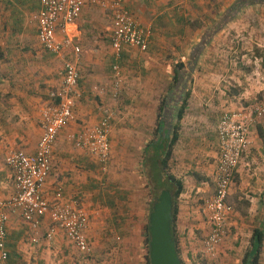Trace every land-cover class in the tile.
I'll use <instances>...</instances> for the list:
<instances>
[{
  "label": "crops",
  "instance_id": "obj_1",
  "mask_svg": "<svg viewBox=\"0 0 264 264\" xmlns=\"http://www.w3.org/2000/svg\"><path fill=\"white\" fill-rule=\"evenodd\" d=\"M105 1L112 0H85L81 18L68 27L69 35L82 49L78 62L80 97L74 109V120L55 143L52 172L44 196L50 202L75 201L84 209L89 218L87 234L90 249L96 260L106 259L110 264H147L146 225L153 202L147 198L143 188L137 189V182H143L144 177L148 183V175L157 173V169L153 168L159 157L155 148L161 135L164 139L163 134L170 129L163 128L156 135L159 107L165 98L180 101L179 89L171 88L175 65L180 62L192 80H187L190 97L179 123L178 140L172 150L176 160V178L183 183V192L175 205L174 231L181 260L198 264L205 260L202 246L210 233L206 202L215 191L214 177L220 151L217 135L219 118L226 111L249 112L254 107V99L264 98L262 93L256 95L263 89L257 87L259 83L254 76L249 77L253 71L252 75H257L260 69L264 70V53L256 54L245 46H252L255 40H260L259 31L249 29V24L245 23L252 18L247 13L260 7L242 8L231 22L217 32L212 30L221 14L214 16L208 19V27L203 32L198 30L197 34L191 35L186 30L191 20L189 16L194 14L190 6L196 3L204 10L206 5H211L210 2L121 0L139 23L152 29V37L147 52L126 47L117 62L110 44L113 18L100 6ZM1 8L0 21L5 24L0 33V202H4L18 192L14 174L6 160L14 151L36 152L41 137L42 112L48 104L58 103L54 95L59 92L65 73L64 60L45 50L38 40L33 16L40 11V0H0ZM106 16L108 20L104 18ZM29 22L33 23L34 29H30ZM15 23L19 28L13 32L12 25ZM206 30L213 35L199 56L194 58ZM186 38H192L186 62L178 61L173 57L184 52ZM219 58L225 61L219 62ZM120 62L123 95L108 108L112 96V66L115 63L120 65ZM210 70L216 71V78L204 73ZM152 103L155 104L154 109ZM180 105L181 102L178 107ZM193 109H196L195 116ZM110 110L113 113L110 163L113 169L123 172L115 179L125 182V171L131 173V169L137 166L141 167L142 175L138 170H132L134 178L132 176L131 179L136 185L134 190L118 186L116 191L106 194L105 173L109 164H100L86 151L76 149L67 136L98 124ZM175 123L176 119L171 127ZM262 134L264 118L250 129L251 144L238 166L228 199L234 208L229 229L248 233L250 239L255 230L264 235ZM167 148L166 141L164 150ZM162 158L161 155L160 160ZM51 226L49 218L43 219L40 242L33 244L28 225L19 213L11 212L7 223L8 260L3 262L0 259V264L32 263L39 257L32 252L31 245H51L55 258L52 263L55 264L57 254L67 253L60 249L62 245L73 247V244L60 231L56 232L53 241L48 242L45 234ZM218 252L222 264L241 263L243 253L232 248L231 240ZM259 264H264V240Z\"/></svg>",
  "mask_w": 264,
  "mask_h": 264
},
{
  "label": "built area",
  "instance_id": "obj_2",
  "mask_svg": "<svg viewBox=\"0 0 264 264\" xmlns=\"http://www.w3.org/2000/svg\"><path fill=\"white\" fill-rule=\"evenodd\" d=\"M40 11L33 16L37 24V36L41 46L64 60V81L54 95L58 103L48 104L41 115V137L33 154L24 151L11 152L6 160L14 174L17 194L0 202V259L8 260L7 223L11 212L19 213L31 231L33 244L40 242L43 219L49 218L51 228L46 232L48 242L54 240L60 231L81 253H89L90 241L87 230L89 218L84 209L75 201H48L44 196L47 181L52 172V154L61 133L74 120V109L80 97L81 79L78 62L82 49L69 35L68 27L81 17L85 0H40ZM113 18V33L110 44L116 61L123 50L128 48L147 52L152 29L144 27L132 16L121 0L105 1L100 4ZM61 35V38L59 37ZM113 99L121 94L122 71L118 63L113 65ZM264 118V104L252 107L249 112L226 111L218 121L219 161L214 177L215 191L206 202L209 215L210 233L203 243L206 257L215 259L219 255L229 231V222L234 208L229 204V194L235 174L250 142L252 125ZM113 113L106 111L101 121L83 131L67 136L68 141L78 150L86 151L100 164L111 159Z\"/></svg>",
  "mask_w": 264,
  "mask_h": 264
},
{
  "label": "rangeland",
  "instance_id": "obj_3",
  "mask_svg": "<svg viewBox=\"0 0 264 264\" xmlns=\"http://www.w3.org/2000/svg\"><path fill=\"white\" fill-rule=\"evenodd\" d=\"M203 1L210 2L211 5H208V6L206 5L205 6L206 9H204V10L201 8L202 7L201 5H198L196 3H194L190 6L191 10L193 9L191 12H194V14H190V16H189V17H191L190 18L191 20H189L186 30L189 31V34H191V35L197 34L198 30L203 32L208 27V23H209L210 19H213L214 16L218 17L219 14H223L226 10H228L232 5L236 4L239 0H203ZM1 10H2V8L0 9V12H1ZM251 10H252L251 12L247 13V15L251 14V16H252L251 21L245 22V23L249 24V29L254 28V29L259 31L258 36H259L260 40L259 39H257V41L255 40L254 41L255 44H252V46H250L248 44L245 46L247 47L248 50L252 49L251 51L255 52L256 54L264 53V48L262 47V46H264V7H260V9L259 8H256V9L252 8ZM253 11H255V12H253ZM106 17H104V18L108 20V17L107 18ZM4 24L5 23L3 21H0V33L2 31ZM12 26H13L12 27L13 32L17 31V29L19 28V26L16 23ZM28 26L30 27V29H34L32 22H29ZM190 40H192V38H186L184 40V41H186V43H184V45H183L184 52L183 53H176L177 56L173 57V58H176L178 61H185L186 62L187 52H189V47H190ZM179 42L180 41H178V43ZM0 43H1V39H0ZM259 44L262 46H260ZM247 49L245 51H247ZM183 57H186V58H183ZM163 59H164V57H163ZM212 59H213V57H212ZM218 60H219V62L225 61V59H223V58H219ZM120 66H121V62H120ZM112 68H113V66H112ZM121 68H122V66H121ZM253 72L250 73L249 77L254 76V80H257V83H259V85L257 87H261L263 89V90H260L259 92H256L257 93L256 95L259 96L260 93H262L264 96V70L261 71V69H260V72L257 75H255L256 73L254 75H252ZM204 73L207 75H211L214 78H216L215 77V74H216L215 70L204 71ZM220 73H222V72L220 71ZM112 77H113V70H112ZM222 79H225V78L222 77ZM191 80H192V77H191V79L189 78V81H191ZM123 87L121 89V94L117 99H113V97L111 96V93H110L111 101H110V106L108 104V108H111L112 102H117L118 99L123 95ZM188 88H189V84L187 86V90H189ZM159 104H160V102L157 103L158 107H159ZM261 104H264V98L263 97H261V99L260 98L254 99L252 101V106H254V107L257 105H261ZM152 106L154 109L155 104L152 103ZM108 108H106V109H108ZM155 110L158 112V108H156ZM193 111H194L193 115L195 116L196 115L195 114L196 109H193ZM203 115L207 116L206 114H203ZM152 137H153V134H152ZM110 161L107 163L109 165H107V167H106L107 169H106V173H105L106 179H107L106 184H105V193L106 194L109 193L108 191H110V192L116 191V188L118 186L130 187V189L134 190V188H136V185H135V182L133 181L134 172L132 170H134V171L138 170V173L142 175L141 167L137 166L136 168L131 169V173H128L129 171L126 169L127 173H126V171L124 173V176L126 177V181L123 183L122 182L120 183L119 180L115 179V177L122 176L123 172H119L117 169H113V164H112V162L110 163ZM176 170H177L176 169V160L174 158V153H173V155H172V157L168 163L167 172L176 177V175H178V174H175ZM132 172H133V174H132ZM138 173H137V175H138ZM132 176H133V178L131 179ZM142 181L143 182H141V183L137 182V186H138L137 189L143 188L142 190H144V193L147 194V198H151L152 202H153L154 196L159 197L161 195L162 191L167 190V188H169V184L166 181L161 183V185L157 184L155 181L154 182L152 181V184H150V186L149 185L146 186V184H148L146 178L143 177ZM126 184L129 186H125ZM235 237H237V239ZM234 238H235V240H234ZM230 240L232 241V248H234L235 250H240L243 253V257H244L246 250L250 246V243H251V239L248 237V233L244 234L243 232H241V230L237 231V230L229 229L228 237L222 246H224ZM36 245H31V249H32V252H34V254L36 256H38L39 258L36 260H33V262L30 264H54V262L52 263V261L55 260L52 246L51 245L50 246L45 245V246L38 247ZM222 246H220V248ZM60 249L65 250L67 253L62 254V255L57 254L56 256H58V258L55 261V264H110L109 260L107 261L106 259L101 258L99 260H96L93 257V253L91 252V249L89 250L88 254L81 253L74 246L72 247L71 245H68V244L62 245V248H60ZM202 249H203V247H202ZM179 253H180V249H179ZM202 253H203V250H202ZM204 255H205V253H204ZM179 256H181V253ZM46 257H47V260H48V258L51 260L47 261ZM205 257H206V255H205ZM205 257H204L205 260L201 261L198 264H222L221 261H219V255L215 259H211L208 257L205 258ZM243 257H242V259H243ZM242 259H241L240 264H242ZM183 263L184 264H190L187 261H183ZM111 264H118V263H111ZM132 264H134V263H132ZM224 264H227V263H224ZM229 264H231V263H229Z\"/></svg>",
  "mask_w": 264,
  "mask_h": 264
},
{
  "label": "trees",
  "instance_id": "obj_4",
  "mask_svg": "<svg viewBox=\"0 0 264 264\" xmlns=\"http://www.w3.org/2000/svg\"><path fill=\"white\" fill-rule=\"evenodd\" d=\"M259 6L264 7V0H239L236 4L232 5L228 10H226L223 14H221L220 20L216 23V27L213 28L212 31L215 30L217 32L220 30L224 24H227L228 22H231L235 16L238 14L239 11H241L242 8H245L247 6ZM207 31V30H206ZM206 35L202 38L201 44L197 51L194 54V58H197L199 56L200 51H202L208 44L209 40L211 39V36L213 35V32L207 31L205 32ZM190 74H188L184 70V65L182 63H177L175 65L174 69V77L171 84L172 90L176 89V87L179 89V99L180 101H174L167 100L166 98L162 101L160 107H159V115H158V129L155 131L156 135L160 134V131L163 130V128L170 127V129H166V133L163 134L165 137L164 139H159V142L156 145L155 148V154L159 155L157 162L154 163L155 167H153L156 170V174L154 175H148V183L149 185L152 184V180H154L157 184H160L163 182L162 180H166L169 184V188L167 190L172 195V200L174 204V211H173V221H172V235L176 241V251L179 253L178 249V242L175 237V231H174V224L176 219V201L179 198V196L183 192V183L181 180L177 179L175 176L169 174L167 172L168 168V162L171 159L172 156V150L173 146L178 140L179 136V127H180V121L183 118V115L187 109L188 106V99L190 97V90H187V80H189ZM182 91V95L180 97V90ZM184 94V96H183ZM181 102V105L178 107V104ZM176 119V122L172 127V121ZM170 131V132H169ZM169 135V137H168ZM264 136V134H262ZM161 140L163 142H161ZM166 141L168 142V148L167 150H164V145H166ZM162 153V154H161ZM162 155V160H160V156ZM155 162V161H154ZM160 197V196H159ZM157 196H154L152 208L154 207L155 203L157 202L158 198ZM263 240L264 235L261 231L255 230L251 239L250 246L247 248L246 253L242 259V264H259L260 263V256H261V248L263 246ZM150 241V231H149V220L146 225V241H145V253H146V262L147 264H150V258L148 253V246ZM183 263V261H182ZM184 264V263H183Z\"/></svg>",
  "mask_w": 264,
  "mask_h": 264
},
{
  "label": "water",
  "instance_id": "obj_5",
  "mask_svg": "<svg viewBox=\"0 0 264 264\" xmlns=\"http://www.w3.org/2000/svg\"><path fill=\"white\" fill-rule=\"evenodd\" d=\"M173 211L172 195L164 190L149 215L150 264H183L172 235Z\"/></svg>",
  "mask_w": 264,
  "mask_h": 264
}]
</instances>
